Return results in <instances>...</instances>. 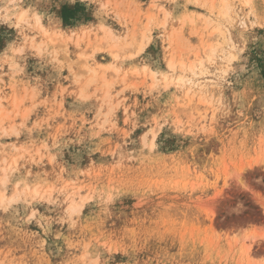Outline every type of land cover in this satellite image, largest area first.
<instances>
[{
    "label": "rangeland",
    "instance_id": "obj_1",
    "mask_svg": "<svg viewBox=\"0 0 264 264\" xmlns=\"http://www.w3.org/2000/svg\"><path fill=\"white\" fill-rule=\"evenodd\" d=\"M0 264H264V0H0Z\"/></svg>",
    "mask_w": 264,
    "mask_h": 264
}]
</instances>
